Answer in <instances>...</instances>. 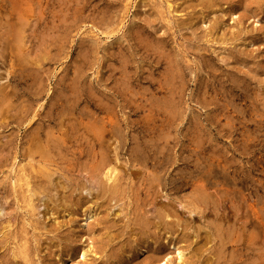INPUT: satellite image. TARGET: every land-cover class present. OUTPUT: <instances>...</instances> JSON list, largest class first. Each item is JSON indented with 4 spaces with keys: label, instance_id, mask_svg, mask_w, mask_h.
Wrapping results in <instances>:
<instances>
[{
    "label": "rangeland",
    "instance_id": "374dc122",
    "mask_svg": "<svg viewBox=\"0 0 264 264\" xmlns=\"http://www.w3.org/2000/svg\"><path fill=\"white\" fill-rule=\"evenodd\" d=\"M0 87V264H264V0H0Z\"/></svg>",
    "mask_w": 264,
    "mask_h": 264
},
{
    "label": "bare ground",
    "instance_id": "6f19581e",
    "mask_svg": "<svg viewBox=\"0 0 264 264\" xmlns=\"http://www.w3.org/2000/svg\"><path fill=\"white\" fill-rule=\"evenodd\" d=\"M5 34V33H4ZM12 34H11V32L9 31V37L11 38L12 36H11ZM19 35V34H18ZM18 35H17V37L16 38H18ZM22 38V37H21ZM24 39V38H23ZM8 45V44H7ZM20 54V53H19ZM19 57V56H18ZM20 63V62H19ZM18 63V64H19ZM26 71V70H25ZM24 71V72H25ZM25 74V73H24ZM15 81H17L18 83H26L27 82V79H25V77L24 76H22V75H20L19 77H14L13 78ZM4 88V87H3ZM6 88V87H5ZM2 90H4V89H2L1 87H0V94H2ZM6 101V100H5ZM3 103V102H2ZM56 106H57V104H56ZM55 107V105L52 107V109H55L54 108ZM1 115V114H0ZM1 117V116H0ZM39 117H40V115H39ZM5 120V119H4ZM40 120L41 121H51L52 120V117H51V114L50 113H48V114H45V116L44 117H40ZM46 132V131H45ZM39 139V138H38ZM52 139V137L50 138V137H48V140L49 141H52L51 140ZM37 142V141H36ZM48 142V141H47ZM53 145H54V147H56V144H55V141L53 140ZM39 147V146H38ZM37 150V149H36ZM44 150V149H43ZM46 151V150H45ZM37 153H39V152H37ZM44 154V153H43ZM45 154H46V152H45ZM47 163V162H46ZM102 164V163H101ZM44 166V165H43ZM42 166V168H44ZM97 168V167H96ZM48 169V168H47ZM45 170V169H44ZM50 171V170H49ZM40 172H42V171H40ZM52 172V171H51ZM97 172V170L93 173V175L95 174ZM115 172H116V170H114V169H108V172L106 173V178H107V180H108V182L113 178V174H115ZM41 175H42V173H40ZM97 175V174H96ZM43 176H45L46 178H48L49 177V175L48 174H46V173H43ZM95 176V175H94ZM116 176H117V174H116ZM42 178V177H41ZM115 179H116V177H115ZM44 182V181H43ZM116 182V181H115ZM105 183V182H104ZM109 192L111 191V190H108ZM37 192V191H36ZM35 192V193H36ZM111 193V192H110ZM116 194H117V192H115ZM122 194V193H121ZM206 194V193H205ZM204 194V195H205ZM114 195V194H113ZM122 196V195H121ZM117 197V196H116ZM205 197V196H204ZM120 198V197H119ZM204 201V200H203ZM206 204V203H205ZM164 208V211H167V212H169V213H172L174 210H173V208H172V206L168 203L166 206H164L163 207ZM162 210V209H161ZM164 211H162V212H164ZM166 213V212H165ZM175 213V212H174ZM161 214V213H160ZM164 214V213H163ZM93 216V215H92ZM167 216V218L169 217V215H166ZM171 216V215H170ZM160 217V216H159ZM164 217V216H163ZM163 217L161 216L160 217V220L161 219H163ZM146 220V219H145ZM163 223V222H162ZM165 224V223H164ZM150 227V226H149ZM170 229V228H169ZM172 230V229H171ZM215 235V234H214ZM219 235V234H218ZM181 237V236H180ZM177 239V238H176ZM225 239V238H224ZM188 244V243H187ZM182 245V244H181ZM221 246V245H220ZM201 247V246H200ZM197 250V249H196ZM199 250V249H198ZM198 252V251H197ZM180 254H181V252H180ZM214 254V253H213ZM212 254V255H213ZM216 254V253H215ZM214 254V255H215ZM195 255V254H194ZM217 255H219V253L217 254ZM218 257V259H219V256H217ZM212 258V257H211ZM210 258V259H211ZM195 259V258H194ZM222 262H223V259H222ZM205 263V262H204Z\"/></svg>",
    "mask_w": 264,
    "mask_h": 264
}]
</instances>
